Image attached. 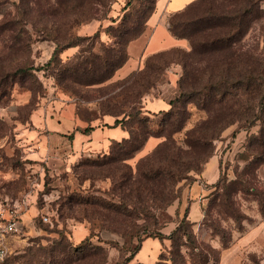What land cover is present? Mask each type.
<instances>
[{
  "label": "rangeland",
  "instance_id": "374dc122",
  "mask_svg": "<svg viewBox=\"0 0 264 264\" xmlns=\"http://www.w3.org/2000/svg\"><path fill=\"white\" fill-rule=\"evenodd\" d=\"M36 1L29 0L35 9L31 22H26L24 26H10V29L0 27V65L6 69L22 65L41 68L34 71L37 81H32V78L18 79L10 86L5 82L0 83V202L18 204L24 222V233L10 242L6 264H76L72 253L65 255L56 251L54 257L50 258L48 252L58 247L60 242L78 245L87 238L104 249L105 258L100 264H116L118 261L138 264L137 254L129 263H126V259L148 235L144 225H151L153 217L145 218L140 214L128 217L106 211V202L117 206L121 204L119 191L113 179L106 176V166L86 163L87 160L104 161L111 146L107 151L96 153L74 152L73 158L70 142L53 138L46 124L51 118H61L68 107L76 108L78 118L85 124L130 111L134 98L128 96L136 93L132 80L123 83L122 79L113 77L102 83L82 85L72 82L69 77L64 81L58 79L59 68L68 63L74 64L80 54V59L92 53L101 57L106 56V48L125 49V43L118 46L125 26L136 21L141 11L155 6L156 0H101L94 9L86 8L80 19L77 10L60 9L57 17L51 16V12H47L50 0H40L39 10L34 4ZM18 3L19 0H0V23L17 15ZM260 6L261 17L246 34L241 51L258 57L264 70V0H261ZM38 13L44 14L45 19ZM63 17L69 22L64 30L67 38L77 45L61 50L60 63L50 65L57 47L53 39V22ZM45 21L49 24L44 33ZM144 27L145 24H142L140 29ZM186 50H191V45ZM146 61L147 58L136 71L143 69ZM174 65L179 69L180 78L183 76V66L173 62L156 86L143 93L137 103L142 115L149 116L156 124L162 120L163 112L147 113L143 103L150 94L171 100L180 95V79L174 86L170 85L172 81L169 75ZM250 92L242 88L235 90L234 95L242 104L239 108L242 114L224 128L219 137L213 139L209 148V154L217 155L220 159L218 181L215 185H208L202 177L207 157L195 161L194 169L177 186L178 198L164 210L154 211L161 231L166 226L178 225L179 220L188 213L192 200L189 192L197 183L207 189L202 201L203 215L209 213L215 223L225 228L227 234L232 232L233 237L241 230L222 206L224 192L229 191L226 188L231 191L230 201L241 214L244 228L264 215V163L259 165L255 160L257 156L264 158V147L259 146L258 140L264 128V99L260 105L251 99ZM250 105L252 108H249ZM181 106L179 103L177 110L182 109ZM187 112L183 116L187 118L183 129L174 133L173 138L188 151V132L207 120L209 113L195 103L188 104ZM116 117L122 118L123 114ZM158 139L162 142L166 138ZM156 146L147 153L139 151L128 162L135 169L138 161L150 155ZM74 197L89 199L92 203L79 205ZM170 208L175 209H171V212ZM43 216H48L49 220L45 221ZM151 230L157 231V227L152 226ZM194 231L200 251L205 253L209 250L218 254L219 249L215 248L214 241L220 240V237L213 235L212 229L201 221L200 226H194ZM171 250L172 243L169 247L165 246L164 253L169 258ZM182 250L187 253L188 262L193 264L189 258L192 249L183 246ZM166 261L172 264L171 260ZM213 263L215 260L212 258L210 264ZM244 264L264 263L257 255L251 254L244 259Z\"/></svg>",
  "mask_w": 264,
  "mask_h": 264
},
{
  "label": "trees",
  "instance_id": "16d2710c",
  "mask_svg": "<svg viewBox=\"0 0 264 264\" xmlns=\"http://www.w3.org/2000/svg\"><path fill=\"white\" fill-rule=\"evenodd\" d=\"M53 1V3L52 0L49 1L47 8L51 16L57 17L60 9L62 11L77 10L80 19L86 8L94 9L101 0ZM34 4L39 10L41 1L37 0ZM260 4L261 0H195L183 10L174 13L169 20L170 30L174 36L187 39L191 50L174 47L152 54L147 58L143 69L122 79L123 83L132 80V85L136 87V93L133 92L128 96L134 98L130 111L115 114L116 116L123 114L122 118L116 119L115 124H121L129 132V137L121 141H112L110 152L104 156V161H86L90 165L106 166V176L113 179L119 191L121 204L117 206L106 202V211L128 217L136 214L145 216V218L153 217L151 225H144V231L148 233L146 238L171 239V257H167L163 252L160 261L155 264H168L166 260H171L172 264H187L188 257L187 253L182 250L183 246L192 249L189 258L193 264H210L212 258L215 262L220 259V249L217 251L218 254L209 250L205 253L199 250L194 223L188 218L189 211L179 220L176 228L168 236L161 231V227H158L160 221L156 218L154 211L164 210L178 198L177 186L188 177V172L194 169L193 163L202 157H207L206 161H208L213 155L209 154L213 139L219 137L224 128L240 118L242 112L239 108L242 104L238 101V96L234 95L235 90L242 88L249 92L252 91L251 99L253 98L260 105L263 104L264 70L261 69L258 57L241 51L246 34L255 21L261 17ZM156 5L157 0L155 6L149 8L150 10L141 11V15L137 16V22H131L129 27L125 26L118 41V46L126 44L125 49L122 47L106 48V56L101 57L92 53L80 59L82 57L80 54L76 57L74 64L69 65L68 63L59 68L58 79L64 81L66 77H69L72 82L82 85L102 83L112 79L116 71L127 62L129 43L143 34L149 18L156 10ZM34 10L29 0H19L17 15L1 22L0 27L10 29V26H24L26 22L29 23L33 19ZM38 16L44 19L46 17L40 13ZM68 23L65 17L53 22L52 27L55 30L53 39L57 47L53 59L49 62L50 65L60 63L61 50L77 45L75 41H69L70 38H67L68 35L64 31ZM48 24V22L43 24L44 33L48 29L46 28ZM142 24H145L143 30L140 29ZM173 62H178L183 66L184 73L179 80L181 93L170 101V109L163 112L162 120L156 124L149 116L142 115V109L137 103L143 93L156 86L165 70ZM35 70H41V68L22 65L14 69H6L0 65V83L5 82L10 86L18 79L32 78V81H37ZM179 103L182 109L177 110ZM189 103H195L199 108L206 109L209 118L188 132L190 149L187 151L177 144L173 134L183 129L187 119L183 116L188 113ZM249 108H252V105ZM77 129L81 130L80 127ZM92 129L93 127H88L84 129V132L89 133ZM150 137H165L166 139L160 142L150 155L141 158L134 169L128 161L136 156ZM258 140L259 146L263 148L264 128L261 129ZM257 157L256 163L263 164L264 158ZM227 189L229 191L224 192L222 206H225V212L230 213L231 219L237 223L242 234L247 228H244L241 214L230 201L231 191ZM74 198L77 199L79 205L85 206L88 205L87 203H92L89 199L82 197ZM202 224L212 229L213 235L220 237L222 247L226 248L231 245L234 240L232 232L227 234V230L216 224L209 213L204 215ZM152 226L157 227V231H152ZM140 247L141 244L126 259V263L131 262ZM197 250L198 253L195 252ZM56 251L65 255L72 253L76 264H100L105 258L104 249L90 242V238L71 246L60 242L58 247L48 252L50 258L54 257ZM116 264L125 263L118 261Z\"/></svg>",
  "mask_w": 264,
  "mask_h": 264
},
{
  "label": "crops",
  "instance_id": "0c3cea01",
  "mask_svg": "<svg viewBox=\"0 0 264 264\" xmlns=\"http://www.w3.org/2000/svg\"><path fill=\"white\" fill-rule=\"evenodd\" d=\"M195 0H157L156 10L147 22L146 33L142 34L137 39L132 40L128 45L129 58L127 62L119 68L114 78L124 79L134 71L140 69L146 58L152 54L169 50L174 47L190 49V43L185 38L174 36L169 27V17L171 14L183 10ZM174 65L170 70V85L174 86L180 79L179 69ZM174 79V80H173ZM166 92V91H165ZM169 93V89H168ZM165 94V93H164ZM171 98L157 97L152 94L146 96L144 100V110L147 113H160L170 109ZM119 117H106V120L100 122H92L85 124L78 118L77 110L73 107H68L61 118L50 119L46 127L50 130V135L53 138L60 139L65 142H70L73 151L71 156L74 158V152L83 153L107 151L112 141H121L129 137V132L125 130L121 124L116 125L115 121ZM80 127L81 130L77 128ZM93 127L89 133H85L84 129ZM46 136V133L42 135ZM160 140L158 137H150L144 147L140 150L147 153L153 149ZM42 153V152H41ZM202 177L208 185L216 183L220 177V159L217 155L212 156L205 164L202 172ZM206 185V186H208ZM191 194V202L189 203L188 218L194 223V226H200L203 220L202 201L207 194V189L199 183L193 185L189 192ZM197 196H200L199 198ZM179 206V204H178ZM176 208V207H175ZM175 208H170L172 212ZM174 226H166L162 229L165 235L171 234ZM244 233H238L231 245L224 248L220 240L214 241L215 248L220 249V259L213 264H244V259H247L251 254L257 257L264 263V215L259 217V220L254 223H248ZM171 239L164 238L160 240L157 237H147L142 241L141 247L137 252L136 259L144 264H155L160 261V256L165 250V246L171 245ZM188 264H192L188 262Z\"/></svg>",
  "mask_w": 264,
  "mask_h": 264
},
{
  "label": "built area",
  "instance_id": "2783aa9c",
  "mask_svg": "<svg viewBox=\"0 0 264 264\" xmlns=\"http://www.w3.org/2000/svg\"><path fill=\"white\" fill-rule=\"evenodd\" d=\"M45 221L48 216H43ZM23 215L18 209V204L0 202V264H5L9 256L10 242L14 237L24 233Z\"/></svg>",
  "mask_w": 264,
  "mask_h": 264
}]
</instances>
